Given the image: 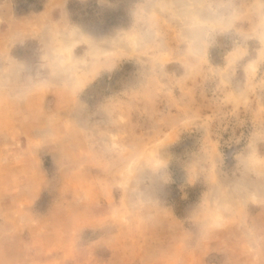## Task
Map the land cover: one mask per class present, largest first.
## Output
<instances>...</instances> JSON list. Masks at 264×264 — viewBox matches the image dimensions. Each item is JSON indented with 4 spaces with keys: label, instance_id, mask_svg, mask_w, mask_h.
Masks as SVG:
<instances>
[{
    "label": "rangeland",
    "instance_id": "obj_1",
    "mask_svg": "<svg viewBox=\"0 0 264 264\" xmlns=\"http://www.w3.org/2000/svg\"><path fill=\"white\" fill-rule=\"evenodd\" d=\"M0 264H264V0H0Z\"/></svg>",
    "mask_w": 264,
    "mask_h": 264
},
{
    "label": "clouds",
    "instance_id": "obj_2",
    "mask_svg": "<svg viewBox=\"0 0 264 264\" xmlns=\"http://www.w3.org/2000/svg\"><path fill=\"white\" fill-rule=\"evenodd\" d=\"M147 41H148V37L147 36L141 37V43H146Z\"/></svg>",
    "mask_w": 264,
    "mask_h": 264
}]
</instances>
